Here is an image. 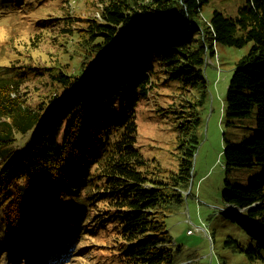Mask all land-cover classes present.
I'll list each match as a JSON object with an SVG mask.
<instances>
[{"label": "trees", "instance_id": "1", "mask_svg": "<svg viewBox=\"0 0 264 264\" xmlns=\"http://www.w3.org/2000/svg\"><path fill=\"white\" fill-rule=\"evenodd\" d=\"M210 1L0 0V23L21 19L0 37V235L17 230L0 236V257L29 232L32 216L38 230L80 222L67 264H176L173 240L161 235L193 181L211 103L206 58L216 45L251 44L229 81L223 121L256 111L254 134L224 137L222 151L226 170L258 164L263 173L247 187L227 181L222 198L234 207L223 214L250 236L246 249L229 244L264 264V0H247L233 18L215 10L206 23ZM89 3L84 17L78 9ZM93 10L99 18L86 14ZM58 41L61 63L43 54ZM36 84L41 94L31 91ZM158 87L176 96L155 118L181 121L178 170L165 176L137 142L140 110Z\"/></svg>", "mask_w": 264, "mask_h": 264}, {"label": "rangeland", "instance_id": "2", "mask_svg": "<svg viewBox=\"0 0 264 264\" xmlns=\"http://www.w3.org/2000/svg\"><path fill=\"white\" fill-rule=\"evenodd\" d=\"M246 3L247 0H211L203 7L202 20L206 23L209 22L215 10L222 11L226 16L233 18ZM92 5V3L83 5L78 9V13L84 16V7ZM86 14L99 18V10H93ZM17 25L21 27L20 18L1 22L0 37H4ZM214 47L215 55H209L206 58L207 62L204 68L210 88L211 103L202 114L203 128L200 131L202 140L193 159V181L187 193L188 197L185 196L183 206L174 214H169L166 217L164 226L168 233L161 236L173 240L172 249L176 264H263L260 261L251 262L241 249L236 248V243L229 244L228 241L233 238L239 242L242 249H246L250 243V236L245 228L241 227L237 221H233L232 216H227L222 212L218 213L215 208L228 207L222 198L227 188V181L231 182L232 185L247 187L251 178L261 176L263 173V167L258 164L251 168L240 167L226 170L222 151L224 137L239 142L254 134L251 128L256 125V111L252 117L234 125H226V122L223 121L229 81L237 62L248 54L252 46L249 44L247 47L239 49L221 44ZM45 49L43 54L46 57L50 55L52 59L53 56H56L60 63L61 59L66 58L63 48L59 46V41L50 47H45ZM31 91L33 94H41V85H33ZM175 96L176 94L172 89L156 88L151 101L146 102L140 110L144 113L139 114L138 118L139 135L137 142L141 145L142 153L146 159H149L152 165L162 168L161 176H165L164 170L174 173L178 170L177 164L182 155L180 151L182 148L178 144L177 131L174 125L179 129L181 121L175 117L155 118L157 117L155 111L156 109L159 110L160 107H164V111L169 107L171 108ZM173 130L176 132L173 133ZM25 140L26 138H23V141ZM238 213L244 218L246 217L244 210L238 211ZM31 218L32 216H28L27 219V222L31 224L29 233L22 237L21 242L15 243L5 250V254L0 257V264H13L12 259L14 260L16 257L26 259V252L29 254V246L34 241V236L40 233L34 228L37 225V220ZM196 228H201V231L196 230ZM77 230L76 227H73L72 233L75 234ZM190 230H193V233L189 235ZM16 233L17 230L15 229L2 232L1 241L8 240V237ZM37 238L39 239V237ZM88 243L93 247L97 245L90 240ZM71 248L76 249L74 245H71ZM105 254L102 259L110 261L107 253ZM39 257L38 255L36 260L38 263H40ZM62 259H67V255H64ZM26 261V264H32Z\"/></svg>", "mask_w": 264, "mask_h": 264}, {"label": "bare ground", "instance_id": "3", "mask_svg": "<svg viewBox=\"0 0 264 264\" xmlns=\"http://www.w3.org/2000/svg\"><path fill=\"white\" fill-rule=\"evenodd\" d=\"M233 209H234V207L221 208L220 210H216V212H218V213L222 212V214H223V213H227L228 211L233 210Z\"/></svg>", "mask_w": 264, "mask_h": 264}, {"label": "built area", "instance_id": "4", "mask_svg": "<svg viewBox=\"0 0 264 264\" xmlns=\"http://www.w3.org/2000/svg\"><path fill=\"white\" fill-rule=\"evenodd\" d=\"M228 207H233V206H231V205H229ZM227 207V208H228ZM216 208V210H220L221 208H219V207H215ZM196 230H198V231H201V228H196ZM193 233V230H190L189 232H188V234L190 235V234H192Z\"/></svg>", "mask_w": 264, "mask_h": 264}]
</instances>
